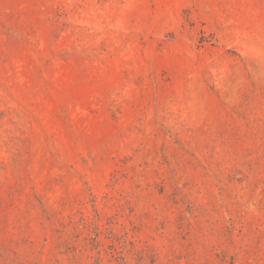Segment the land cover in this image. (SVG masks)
Returning <instances> with one entry per match:
<instances>
[{
	"label": "rangeland",
	"instance_id": "obj_1",
	"mask_svg": "<svg viewBox=\"0 0 264 264\" xmlns=\"http://www.w3.org/2000/svg\"><path fill=\"white\" fill-rule=\"evenodd\" d=\"M0 264H264V0H0Z\"/></svg>",
	"mask_w": 264,
	"mask_h": 264
}]
</instances>
